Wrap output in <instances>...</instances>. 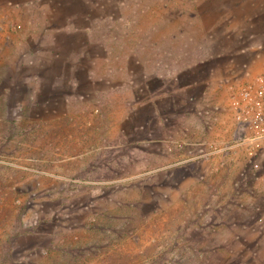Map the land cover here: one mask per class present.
Masks as SVG:
<instances>
[{"label": "rangeland", "instance_id": "1", "mask_svg": "<svg viewBox=\"0 0 264 264\" xmlns=\"http://www.w3.org/2000/svg\"><path fill=\"white\" fill-rule=\"evenodd\" d=\"M167 2L0 0V264H264V159L198 113L264 25L205 55Z\"/></svg>", "mask_w": 264, "mask_h": 264}, {"label": "crops", "instance_id": "2", "mask_svg": "<svg viewBox=\"0 0 264 264\" xmlns=\"http://www.w3.org/2000/svg\"><path fill=\"white\" fill-rule=\"evenodd\" d=\"M167 3L173 14L176 12L179 13L178 10H181L180 13L183 14L185 24L184 40L190 41L192 36H194L199 42L201 49L204 50L203 53H205V50L206 52L208 51V44L204 42L208 38L210 31L218 32L220 38L235 43L244 40L258 25H264V0H168ZM177 23L173 21V25ZM168 24L170 25L171 23ZM193 24L195 26L191 27ZM171 27L172 29L168 26V32L169 34L172 33L175 35L174 26ZM228 45L225 47L227 48ZM226 48L223 50H226ZM259 49H262V47ZM251 50L252 54H254L253 57L264 56L263 49L256 50V48H252ZM223 52L219 51L216 54L221 55L220 53ZM183 56L185 62L188 63L186 68L192 67L190 56L187 54ZM242 66L234 67H238L237 70L240 71ZM175 68L176 63L173 62L172 64L169 63L166 69L172 70ZM214 88L216 89V98L214 100L210 99L214 94V92H211L212 90L205 92L207 98L204 105L212 103L219 104L221 95L222 97H226V84H214ZM221 115L228 114L222 113Z\"/></svg>", "mask_w": 264, "mask_h": 264}, {"label": "built area", "instance_id": "3", "mask_svg": "<svg viewBox=\"0 0 264 264\" xmlns=\"http://www.w3.org/2000/svg\"><path fill=\"white\" fill-rule=\"evenodd\" d=\"M239 72L247 78H222L219 84H226V97L221 95L219 104H206L198 113L210 120L216 111L230 115L233 145L244 152L250 167L259 169L264 159V56L253 57Z\"/></svg>", "mask_w": 264, "mask_h": 264}, {"label": "trees", "instance_id": "4", "mask_svg": "<svg viewBox=\"0 0 264 264\" xmlns=\"http://www.w3.org/2000/svg\"><path fill=\"white\" fill-rule=\"evenodd\" d=\"M6 251H7V252H8V251L11 252V246H10V248H8Z\"/></svg>", "mask_w": 264, "mask_h": 264}]
</instances>
